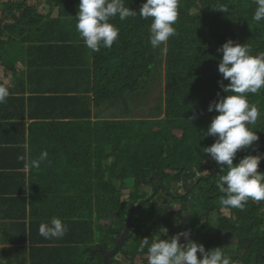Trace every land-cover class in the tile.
<instances>
[{"label":"trees","instance_id":"obj_1","mask_svg":"<svg viewBox=\"0 0 264 264\" xmlns=\"http://www.w3.org/2000/svg\"><path fill=\"white\" fill-rule=\"evenodd\" d=\"M29 1H8L0 10V31L10 35L11 54L21 62L27 56L37 67L31 81L20 74L27 86L7 99L15 98L10 106L16 113L22 109L21 121L11 133L3 129L11 140L32 134L28 141L47 149L48 158L29 176L16 171L25 163L7 171L0 163V264H104L103 247L116 246L132 205L142 201L147 202L134 214L130 238L112 264H123L119 255L125 264H148L147 249L138 251L144 237L170 238L184 230L206 250L222 247L232 264H264V201L250 200L243 210L223 207L217 181L224 173L201 151L215 141L206 135L216 114L208 111L209 103L219 99L217 93L226 95L218 83L217 49L232 39L247 43L253 55L264 54V21L252 19L255 0H178L176 35L156 49L149 42L151 19L116 18L118 40L97 52L86 48L76 30L79 0L43 6ZM144 2L126 0V6L138 10ZM51 72L62 84L49 93L37 82ZM248 100L264 114V89ZM0 126L7 123L0 120ZM252 127L260 139L239 150L234 163L249 152L264 155V115ZM50 147L62 150L51 156ZM258 171L264 172V159ZM129 176L133 187L127 186ZM57 178L62 183L56 185ZM43 189L54 196L27 198ZM162 196L170 201L161 202ZM199 208L207 214L200 217ZM213 213L220 215L218 227L210 225ZM53 217L68 225L66 238L39 235L40 223ZM50 245L61 248L46 256ZM81 250L82 259H66ZM92 250L100 259L91 260Z\"/></svg>","mask_w":264,"mask_h":264},{"label":"clouds","instance_id":"obj_2","mask_svg":"<svg viewBox=\"0 0 264 264\" xmlns=\"http://www.w3.org/2000/svg\"><path fill=\"white\" fill-rule=\"evenodd\" d=\"M255 4L252 19L255 22L264 21V0H255ZM216 8L227 11L220 6ZM78 9L76 30L86 48L93 52L111 48L118 40L119 27L112 22L116 18L121 22L137 15L145 20L151 19L149 42L153 49L166 45L176 35L174 25L179 15L178 0H145L138 10L126 6V0H79ZM162 51L166 52L167 48H162ZM217 51L222 53L218 64L222 79L218 83L226 95L217 93L219 99L209 103L208 111L215 110L216 114L208 125L206 135L214 137L215 141L202 147L201 151L224 173L217 181L218 189L223 193L220 204L243 210L250 200L264 201V172L258 171L264 155L249 152L234 163L239 150L251 148L260 139L252 126L264 114L256 104L249 102L248 95L264 89V54L253 55L247 43L232 39L224 42ZM225 80L227 84H224ZM10 94L9 87L0 83V104L6 103ZM47 158L48 152L42 151L26 167L38 168ZM38 232L45 239H60L67 234L68 225L61 218L53 217L41 222ZM181 237L187 242L182 244ZM190 237L189 230L151 241L144 237L138 251L147 249L148 264H232V258L222 247L206 250L204 244Z\"/></svg>","mask_w":264,"mask_h":264},{"label":"crops","instance_id":"obj_3","mask_svg":"<svg viewBox=\"0 0 264 264\" xmlns=\"http://www.w3.org/2000/svg\"><path fill=\"white\" fill-rule=\"evenodd\" d=\"M21 60L23 62L19 61V58L17 56L13 57V55H12L11 57L5 58V60H3L1 62V65H0V83L6 84L10 89V93H11L10 95L14 96V97H15V94H17V93H23L19 89L27 86V84L22 83L20 74L23 72L26 73V71H25L26 65H28V64L25 63L24 56H22ZM5 70H11L13 73L12 72H6ZM48 71H51V70H48ZM26 74H27L29 80L31 81V73L30 74L26 73ZM37 84L39 85L38 87L40 89H47V91L50 90L49 93H51V92H53V89H55V88L57 89L56 91H58L60 89L62 83H60L59 80H56L55 77L53 76L52 72H51L48 74L46 80L42 79L40 82H37ZM76 89L77 90H83V89H79V87ZM17 90H19V91H17ZM25 93L29 94V92H25ZM46 95H45V97H46ZM14 99L8 101L4 105L3 111L0 115L1 122L7 123V126H0V163L5 165L4 171H7L8 166L13 165L14 163H16V164L25 163L26 165H28L31 160L37 159L39 157L40 153L42 152V150L37 148V144L34 145L33 143H31V141H28V139L32 135L30 133H27L26 135H24V138L19 137L18 140H16V137H14L11 140L13 135L9 136V135L5 134V130L6 131L8 130L7 133H11V130L15 129L16 121L17 120L21 121L22 116H23L22 109L16 113L15 110L13 108H11L10 103H12L14 101ZM40 104H43L45 106L48 105L47 102H46V104L44 102H40ZM44 109H45V107H44ZM38 111L39 110H36L34 113H36ZM30 116H31V114H30ZM45 134H47V133H45ZM4 135H5V138H4ZM50 149H51V151H49V153L52 156L55 153L58 154L59 151L62 150V147L60 149L50 147ZM107 165L108 164H106L104 166L105 169H106ZM97 170H99V169H97ZM16 171L25 172L29 176L30 173H32L33 168H27L26 167L25 169H22V170L17 169ZM99 175L101 177V175H102L101 170H99ZM54 180L56 181V183H55L56 185H57V182H59L60 180L62 183L61 178H57ZM36 194H38L36 196H43V198L41 197V199L43 201H47L48 199H50L52 197V195L45 193L44 189L39 191ZM33 195H35V194L29 192L27 194V198L29 200H31ZM30 206H31V204H30ZM93 221L96 222L95 218L93 219ZM96 223L100 225L99 222H96ZM101 226H105V224H101ZM95 228H96L97 232H99V229L97 227H95ZM67 236L68 235L66 234L65 238ZM49 248L51 249L50 251H52V253L47 252L46 256L49 254H56L57 252H59L58 248H61V246L50 245ZM83 252H84V250H81L80 253H78V255L71 253V254H69L68 257L66 256V259H74V258L82 259L83 258V256H82ZM88 253L90 254L91 260L94 258V256L97 259H100L101 255L94 254L93 250H92V252L89 251ZM96 263H98V262H96ZM59 264H60V262H59Z\"/></svg>","mask_w":264,"mask_h":264},{"label":"bare ground","instance_id":"obj_4","mask_svg":"<svg viewBox=\"0 0 264 264\" xmlns=\"http://www.w3.org/2000/svg\"><path fill=\"white\" fill-rule=\"evenodd\" d=\"M29 2H30V4H32L34 1L30 0ZM9 39H10V35L6 32L5 29H1V31H0V41H1L2 44L0 46V65H1V61L5 60V58H7V57H11L12 56L9 44H7ZM3 48L5 49L4 52H2ZM24 59H25V63L28 64V65H26V70H25L26 73L30 74L32 72V70H37V67H34L32 65L31 61H28L27 56H24ZM52 69H54V67H52L51 70ZM71 94H74V93L71 92ZM71 94H69V95H71ZM153 178H156V176H153L151 178V180H150L151 183H152V179ZM182 191H183V189H182ZM146 202L147 201H142V202H140L137 205L136 204L132 205V211H131L130 216H129L128 220H127V225H126V228H125V232L120 235V238L118 239V241L116 243V246L113 249H108V247L104 248L106 250V253L104 254V264H112L113 258L118 255L120 250L127 243V241L130 238V233L132 232V229H133V226H134V223L132 222L133 221V216L139 210V208L143 204H145Z\"/></svg>","mask_w":264,"mask_h":264},{"label":"rangeland","instance_id":"obj_5","mask_svg":"<svg viewBox=\"0 0 264 264\" xmlns=\"http://www.w3.org/2000/svg\"><path fill=\"white\" fill-rule=\"evenodd\" d=\"M8 1H17V0H2V2H1V4H0V10L3 12V6H4V4L5 3H7ZM32 1H35V2H33L32 4H34V3H41V5L43 6L44 4L43 3H48V1H50V0H32ZM2 12H0V15L2 14ZM58 12V11H57ZM4 48L2 49V52H4ZM6 72H12L11 70H5ZM13 73V72H12ZM154 97H156L157 98V95H153V98ZM143 116H145L144 114H143ZM95 161L97 162L98 161V157L97 156H95ZM109 165H107L106 166V168L108 167ZM107 180H108V177H107ZM127 182V186H130V187H133V177L132 176H129L128 178H127V180H126ZM183 193H184V191H183ZM35 196H36V194H35ZM54 195H52V197H53ZM43 198V197H42ZM170 201V198H168V197H161L160 198V201L161 202H164V201ZM229 213H230V211H229ZM207 214V212L205 211V210H203V209H198V215L200 216V217H202V216H204V215H206ZM219 219H220V215L218 214V213H213L211 216H210V225L212 226V227H218L219 225H220V223H219ZM105 227H106V224H105ZM166 234L167 233H164V236H166ZM156 238H161V237H156ZM137 243H138V241L137 240H134L133 242H132V245H137ZM104 248H106V247H103V251H104V253H106V250L104 249ZM117 259L121 262V263H123V264H125V263H127V261L124 259V257H123V255H119L118 257H117ZM136 264H142V262L139 260V259H137L136 260V262H135Z\"/></svg>","mask_w":264,"mask_h":264}]
</instances>
